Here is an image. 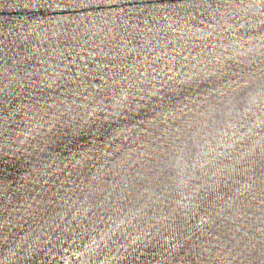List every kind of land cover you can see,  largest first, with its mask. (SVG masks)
<instances>
[{"label":"water","instance_id":"obj_1","mask_svg":"<svg viewBox=\"0 0 264 264\" xmlns=\"http://www.w3.org/2000/svg\"><path fill=\"white\" fill-rule=\"evenodd\" d=\"M6 2L12 3L13 0ZM150 2L151 0H120V7L126 14L124 17L119 13L113 16L107 8L95 5L91 9L84 10L83 15L76 11L51 13L53 22L28 31L26 40L14 34L20 32L24 35L21 29L15 28L14 33L9 34L8 24H0V80L7 79L4 75L5 67L20 77L25 76V70L33 73L31 80L27 78L24 80L25 84L35 83L36 87L30 89L33 97L42 104L46 100L47 104H44L46 108L48 105H59L60 111L65 113L63 119H71L76 115L79 120L85 114L86 109L82 107L85 104L88 105L89 112L98 108L94 115L85 117L89 122L81 129L82 134L58 137L52 135V142L43 153L24 146L28 147V152L33 153L32 156L26 158L23 152L15 156L0 154V174L11 177L17 185H23V187H14V191L9 193L13 197L11 203L4 201L3 195H0V223L10 216L12 224L8 232L9 243L13 248H16V244H20L16 251L21 261H30L34 264H42L43 261L51 264L55 261L57 264H63L62 257L66 255L71 264H81V261L84 264H101L105 258L110 264H122V261L116 258V250L118 244L137 234V229L133 225H140L145 231L152 233L148 248H143L141 241L140 250L136 253L138 256L149 253L144 257L147 260L152 259L150 255L152 252L157 253L156 259H160L158 253H168L169 237L172 238V245L177 242L181 245H190L199 235L198 228L194 226L199 225V215L203 209L198 210L194 218H189L184 215V209L177 208L174 200L179 199V196L170 190L163 191L162 186L157 183L159 178L154 176V170L158 171L160 167L156 157L161 156L163 149L168 146V138L173 135L183 138L186 135V133H177L176 128H184L182 122L184 117L194 115L184 108V103H188L189 108L193 107L191 101L184 100V96L190 95L195 98L198 95L197 85L195 82L181 85L180 80L186 78L183 73L198 70L199 66L197 69L190 67L195 64V54L201 51V47L206 42L209 45L223 44L227 46V50L217 48V51L225 55V63L229 65L227 73L238 71L240 68L248 69L249 65L240 61L252 60L254 65H259L258 45L260 37L264 36V31L261 30L264 26L256 22L261 19L260 17L249 16L247 19L254 23L245 28H237L233 32L226 26L225 20L219 18L220 14L226 11L223 5L217 13L218 24L204 9L193 11L190 5L193 2L200 3L201 0H155L157 3L166 4L168 10L148 15L145 8ZM206 2H210L215 8L218 0H206ZM224 2H239V0H224ZM130 9L132 11H129ZM100 11H106L108 14L101 17L98 15ZM227 11L229 13L226 17L227 24L236 25L241 22L240 15L232 18L231 9ZM89 12L91 15H88ZM25 15L26 13L20 9H0V19L4 21L15 22L24 19ZM57 16L71 17V19H64L57 24L55 23ZM183 17H188L189 28L198 27L205 32L209 31L208 23L215 24L214 36L201 39L198 34L193 35L189 32L185 38H181L180 32L173 34L168 30L167 26L170 23ZM221 26H224L223 32L220 31ZM162 27L164 31L160 30ZM36 32L40 35H36ZM166 33L172 39L176 53L189 56L188 63L186 66L171 69L169 57L173 52L168 48L166 50L168 55L151 63L147 68L148 75L145 77L142 74L145 70V57L151 62L154 57L160 55V46L156 43V37H164ZM250 36L255 38L252 41V52L247 51ZM148 40L152 41L151 45L147 44ZM241 43L243 48L239 46ZM180 45H184L185 48L182 52ZM153 47L156 51L151 50ZM233 47L236 48L235 52L232 51ZM240 52H244L245 55H239ZM228 56H234L235 59L229 60ZM14 61H19V65ZM182 64L183 61H178V65ZM17 68L19 71H16ZM153 68L162 69L163 74L159 71L153 73ZM252 70L255 71V67ZM174 73L181 75L174 80H168L167 77L174 76ZM154 75L156 78L153 80ZM237 78L233 77V79ZM145 79L150 83H143ZM113 80L116 81L115 84L112 83ZM49 83L52 87L45 88L44 85ZM129 83L134 87L128 88ZM169 84H172L176 91L169 89ZM122 85L129 94L126 100L120 92ZM12 87L15 88L16 85L13 84ZM199 87H211V84L206 80H200ZM114 91L116 100H121L123 103L122 108L113 107L116 103L112 98ZM150 91H156L158 94L150 95ZM77 92L79 95L76 94ZM89 93L93 95L90 96ZM26 95L25 93L23 103H31ZM85 96H89V99H83ZM7 100V95L0 93V129L3 130L0 132V145H4V152H12L14 148L21 146L9 143L6 137L10 136L14 141L15 133L9 132L8 129L15 128L16 121H22L24 118L17 113L14 118L5 121L4 117L9 116ZM20 102L19 96L12 98L13 104L18 105ZM68 108L73 110L72 113H67ZM177 108L184 109L183 113L177 112ZM49 111L55 112L57 109L50 108ZM115 112L121 114L115 115ZM164 113H167L166 117ZM141 121L144 123L142 124ZM149 121L152 122L151 125ZM53 131L55 132V129ZM162 137L165 139H160ZM106 152L110 154L105 155ZM138 152L144 155L138 158ZM57 154L60 159L56 164L60 166V170L49 168L45 170L47 175L42 171L39 174V182L34 183L37 173L31 171L33 164L38 168L45 163L51 164V157ZM37 157L39 163L36 161ZM260 161L259 149H257L252 163L246 165L249 172L237 173L235 180L253 182L247 180L248 176L258 179L261 172ZM226 162L232 163L230 160ZM30 171L31 175L28 179L21 180V177ZM163 175L161 174V178ZM168 183L174 182L168 181ZM237 186L232 183L233 191L229 192L228 189L224 191L235 195L234 189ZM255 190L254 187L253 191ZM250 199L248 194L241 197L244 211L239 216L241 224L249 233L253 228L264 226L260 225L257 219L261 215L259 211L261 205L255 200L252 201L251 208L247 207ZM6 203L7 211L4 210ZM143 205L147 207L137 211ZM117 207L120 208L119 213L116 212ZM129 209L137 211L135 220L132 219ZM172 209L177 210L166 222L168 227L162 226L159 234L155 228L148 227L149 224L156 225L159 218L168 215ZM212 211L214 213L215 209ZM244 212L247 213L246 221ZM118 215L129 222L119 224L117 227ZM218 222L226 225L222 229H214L221 234V239H224L222 233L227 231V226L233 228L238 226L227 219L223 221L218 219ZM5 228L9 226L5 225ZM109 228L112 229V235L105 244L100 237L102 233H107ZM232 234L242 236V233ZM255 235L258 238L259 233L256 232ZM188 236H191L192 240L186 239ZM22 237H26V240H22ZM93 239H96L99 247L92 245ZM201 239L207 241L211 238L205 234ZM196 243L199 244L200 241L196 240ZM216 243L218 241L212 239V244ZM85 245L89 246V251H85ZM29 246L34 250H30ZM76 251L83 255L73 256L72 253ZM119 252L123 257L124 249L120 248ZM183 254L181 250L173 253L177 259ZM4 255H7V249H4ZM131 258V255L127 256L128 260ZM0 259H3V256H0ZM11 259L15 260L16 257ZM138 264H143V260H138Z\"/></svg>","mask_w":264,"mask_h":264},{"label":"snow or ice","instance_id":"obj_2","mask_svg":"<svg viewBox=\"0 0 264 264\" xmlns=\"http://www.w3.org/2000/svg\"><path fill=\"white\" fill-rule=\"evenodd\" d=\"M94 5L107 8L113 16L117 13L121 17L126 15L124 9L120 7V0H13L12 3L0 0V9H20L26 13L24 19L15 22L0 19V24H8L9 34H13L15 28L21 29L24 31V35H21L20 32H15L14 34L26 40L28 31H33L39 28L40 25L53 22L51 13L76 11L83 15L84 10L91 9ZM222 5L226 11L221 13L219 18L224 19L226 26L233 32L237 28L251 26L254 21L247 19L249 16L260 17L261 19L256 22L264 26V0H239V2L228 3H225L224 0H218L215 8H213L210 2L201 0L200 3L193 2L190 6L193 11L204 9L216 21L218 10ZM228 9H231L230 14L232 18L240 15L241 22L236 25L227 24ZM167 10L168 6L166 4L157 3L155 0H151L150 4L145 8L148 15L160 13L161 11L166 12ZM129 11L132 10L130 9ZM107 14L108 12L106 11L98 13L101 17ZM88 15H91V12ZM155 18L153 17V19ZM64 19L70 20L71 17L57 16L55 17V23L59 24ZM187 20L188 17H183L174 23H170L167 28L173 34L180 32L181 38H185L189 32L193 35L198 34L201 39H204L206 36H214L213 29L216 27L215 24L208 23L207 27L209 31L205 32L198 27L194 29L189 28ZM203 22L202 20L201 23ZM216 23L218 24V21ZM25 26H27L26 30ZM160 30L164 31V28L162 27ZM261 30L264 31V28ZM220 31H224V26L220 27ZM36 35H40V33L36 32ZM254 39L251 36L248 38V52L253 51L252 41ZM151 43V40L147 41L148 45H151ZM156 43L160 46V55L154 57L151 62L145 57V70L142 73L145 77L148 75L147 68L151 66V63H155L157 60L168 55L166 51L168 48H171L173 52V55L169 57L171 69L174 70L177 66L183 67L187 65L189 56H181L176 53L173 41L168 37L167 33L164 37L157 36ZM239 46L241 48L244 47L242 43ZM217 48L227 50V46L223 44L212 43L209 45L206 42L201 47V51L195 54V64L190 65L192 69H197V66H199L198 70L183 73L186 78L180 80L181 85L185 83L192 84L193 82L197 85L198 95L195 98L190 95L184 96V100L191 101L193 105V107L189 108V104L184 103V108L188 109L189 113H194V115L184 117L182 121L185 125L184 128H176L177 133H186L183 138L176 135L168 138V146L163 149L161 156L156 157L160 165L159 170H154V176L159 178L157 179V183L162 186L163 191L170 190L179 196V199L174 200V202L177 208L185 210V216L194 218L197 211L203 209L199 215V225L194 226L199 230L196 240H199L200 243L198 244L196 240H193L190 245H181L179 242L172 245V238L169 237L170 250L168 253L160 252L158 253L160 259H156L157 253L152 252L150 253L152 259L147 260L144 257L148 256L149 253H144L142 256H138L136 253L140 250L141 241H143L142 247L148 248L152 233L145 231L140 225H133L137 229V234L130 236L124 243L118 244L116 250V258L121 260L122 264H138V260H143V264H166V262L167 264H264V226L253 228L252 232L249 233L239 219L240 213L244 211L241 197L248 194L251 199L248 201L247 207L251 208L252 201L258 200V203L261 205L259 209L261 215L257 219L260 225H264V36L260 37L258 45L259 65H254L252 60L240 61V63L248 64V69L240 68L238 71L234 70L231 73H227L229 65L225 63V55L217 51ZM180 49L181 52L184 51V45H180ZM132 50L134 51L135 49ZM151 50L156 51V48L153 47ZM232 51L235 52L236 48L233 47ZM238 54L245 55L244 52ZM227 59L231 60L235 59V57L228 56ZM178 61H183V64L178 65ZM14 63L19 65V61H14ZM135 63L134 61L133 64ZM253 67H255V71L252 70ZM16 71H19V68ZM152 71L153 73L159 71L163 74L162 69L153 68ZM4 75L7 79L6 81L0 80V93L7 95V103L9 104V116L4 117V119L8 121L14 118L17 113H20L24 119L16 121L15 128L8 129L9 132L15 133V140L13 141L10 136L6 137L9 143H15L21 147L14 148L12 152H4V145H0V154L2 155L15 156L17 153L23 152L27 158L33 155V153L28 152V147L43 153L52 142V135L58 137L60 135L66 136L70 134L75 136L78 133L82 134L81 129L85 123L89 122L85 117L94 115L98 110V108H94L89 112L87 111L88 105L85 104L82 105L86 109L85 114L79 120H77L76 115H73L71 119H63L65 113L60 111L59 105H48L46 108L44 107V104H47L46 100L42 104L41 101L33 97L30 89L36 87L35 83H24L25 78L31 80L33 73H28L25 70V76L20 77L5 67ZM180 75L181 73H174V76H168L167 79L174 80L175 77H179ZM233 77L238 78L233 79ZM123 78L131 79L130 77ZM155 78L154 75L152 79L154 80ZM49 80H51V77H49ZM200 80H206L211 84V87L200 88ZM115 82L113 80L112 83L115 84ZM143 83H150V81L145 79ZM13 84L16 85L15 88L12 87ZM41 84H43V80H41ZM44 87L51 88L52 84L49 83L44 85ZM133 87V84H128V88ZM168 88L176 91L172 84H169ZM120 92L123 93V99L126 100L129 94L123 85L120 88ZM25 93L27 94L26 98L31 103H23ZM76 94L79 95V92ZM149 94L157 95L158 93L150 91ZM89 95L93 94L89 93ZM16 96H19L21 99L18 105L12 103V98ZM200 96L203 98L201 99ZM112 98L116 100L115 91ZM161 98L163 99V97ZM83 99L87 100L89 96H85ZM141 99H144V97H141ZM102 102L103 100H101ZM113 107L122 108V101L116 100ZM50 108H56L57 111L51 112L49 111ZM72 111L71 108L67 109V113L69 114ZM176 111L183 113L184 109L177 108ZM114 114L120 115L121 113L115 112ZM164 115L166 117L167 113H164ZM141 123L143 124L144 121H141ZM148 123L151 125L152 122L149 121ZM58 124L60 127H56ZM54 129L55 132L53 131ZM61 129H66V131L62 132ZM188 129H191V131H187ZM2 131L0 129V132ZM160 139L163 140L165 138L162 137ZM41 143L43 146H41ZM257 149H259L261 158L259 178L248 176L247 180L253 182L236 181L235 175L237 173L247 174L249 172V168L246 165L252 163ZM109 154L105 153V155ZM140 155H144V153L138 152V158ZM51 159V164L45 163L40 168L33 164L31 171L37 173L34 183L39 182V174L42 171L47 175L48 173L45 170L49 168H54L57 171L60 170V166L56 164V161L60 159L59 155H53ZM229 160L232 162L231 164L226 162ZM36 161L39 163L38 157ZM63 163V160H61V164ZM31 171L27 175L22 176L21 180H27L28 176L31 175ZM161 174H164L162 178ZM168 181H173L174 183L169 184ZM232 183L238 185L234 189L235 195L229 194V192L233 191L231 187ZM14 187H23V185H17L15 181H12L11 177L0 174V195H3L4 201L11 203L13 197L9 193L14 191ZM254 187L255 191H253ZM224 189H228L229 192H225ZM213 197L215 198L214 200ZM217 202L219 203L217 204ZM146 207L147 205H143L137 211H142ZM212 209H215L214 213ZM4 210H8L7 203L4 205ZM176 210L172 209L168 215H162L156 225L149 224L148 227L155 228L159 234L162 226L168 227L166 222ZM137 211L129 209L133 220L136 219ZM116 212H120L119 207L116 208ZM218 219L220 221L225 219L230 220L232 224L238 226L234 228L227 226V231L222 233L224 239H221V234H218L214 229H222L226 225L219 223ZM244 220H247L246 212H244ZM117 221V227H119V224L129 222L126 219L120 218L119 215L117 216ZM11 224L10 216L5 218L3 223H0V256H3V259H0V264H34V262L30 261H21L16 251V248H19L20 244H16V248L10 246L8 232ZM5 225H8L9 228H5ZM256 232L259 233L258 238L255 235ZM232 233H242V236L233 235ZM205 234L211 239L207 241L202 240L201 238ZM111 235L112 229L109 228L107 233H102L100 240L107 244ZM21 239L26 240V237H22ZM186 239L192 240V237L188 236ZM212 239L218 241V243L213 245ZM92 245L99 247L96 239L92 240ZM130 246L131 253H129ZM84 247L85 251H89L88 245ZM120 248L124 249L123 257L120 256ZM4 249H7V255H4ZM29 249L34 250L31 249V246H29ZM177 250L184 252L183 255L178 256V259L173 255ZM72 255L80 257L83 253L76 251ZM128 255L132 256L130 260L127 259ZM12 257H16V259L12 260ZM241 257H246L247 259H238ZM62 261L63 264H71L69 257L66 255L62 257ZM42 264H49V262L43 261ZM51 264H57V262L53 261ZM81 264H84V262L81 261ZM101 264H110V262L105 258Z\"/></svg>","mask_w":264,"mask_h":264}]
</instances>
